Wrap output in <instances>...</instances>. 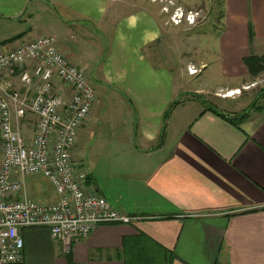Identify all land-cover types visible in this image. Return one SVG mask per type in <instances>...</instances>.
I'll use <instances>...</instances> for the list:
<instances>
[{"label": "crops", "instance_id": "obj_1", "mask_svg": "<svg viewBox=\"0 0 264 264\" xmlns=\"http://www.w3.org/2000/svg\"><path fill=\"white\" fill-rule=\"evenodd\" d=\"M37 4L45 23L0 44L22 35L20 40L53 34L72 62L89 67L96 104L78 130L73 157L88 175L89 192L144 220L100 225L73 243L69 253L48 230L25 229L23 264H125V249H137L145 240L165 249L170 264H264V109L253 111L238 128L201 101L183 99L190 90L178 87L160 58L163 18L152 2L151 8L129 10L115 0H0V22L32 21ZM225 15L220 36L226 40L227 73L222 66V74L248 82L242 50L250 45V35L242 22L252 24L254 41L264 45V0H226ZM230 48L242 53L234 63L225 56ZM8 77L14 90H23L18 71ZM177 102L165 125L166 112ZM115 105L125 124L119 123L118 134L97 139L96 131L107 122L105 110ZM223 106L216 107L230 115L246 110ZM34 130L29 116L23 134L30 139ZM89 138L98 159L86 168ZM80 147L81 159L76 157ZM27 192L42 203L58 200L42 177L28 178Z\"/></svg>", "mask_w": 264, "mask_h": 264}, {"label": "built area", "instance_id": "obj_2", "mask_svg": "<svg viewBox=\"0 0 264 264\" xmlns=\"http://www.w3.org/2000/svg\"><path fill=\"white\" fill-rule=\"evenodd\" d=\"M16 71L22 91L8 77ZM89 77V67L72 62L53 34L19 39L13 47L0 44V264H23L25 229L48 230L69 253L100 225L144 220L89 192L88 175L73 157L78 130L96 104ZM29 116L35 119L30 139L23 134ZM30 177L50 181L58 200L30 199Z\"/></svg>", "mask_w": 264, "mask_h": 264}, {"label": "rangeland", "instance_id": "obj_3", "mask_svg": "<svg viewBox=\"0 0 264 264\" xmlns=\"http://www.w3.org/2000/svg\"><path fill=\"white\" fill-rule=\"evenodd\" d=\"M151 2L153 3L154 11L161 13L163 18V36L158 46L160 58L164 57L161 59L163 60L162 62L169 66L177 77L176 83L178 87L185 88L187 91L190 90L183 94V99L200 101V99L194 97V95H198L203 96L207 102L220 108L228 104L230 107L240 106L242 108L246 107V110H248L255 101L258 91L264 87V73L257 79H253L250 76L248 82H245V79L240 77L234 79L231 76L222 74V66L225 68L224 72H226L225 64L223 65L222 62L223 46H225L226 40L225 36L221 37L220 35L223 32L221 31V26L226 21V0H115L118 6L129 10L142 7L151 8ZM45 17L41 4H37V14L32 21L20 23L8 19L4 20L0 22V39L16 36L22 31L29 30L32 26H37L38 29L45 23ZM242 24H244L245 29L251 26L250 23L248 24L244 21ZM249 39L250 45L243 49L242 52H246V56L251 53L263 54L264 45L257 43L250 36ZM226 52V58L232 63L236 62L242 54L241 51L233 48ZM232 66L235 65L232 64ZM243 81L245 83L239 89L216 93L219 88H226ZM92 86L97 89L94 83H92ZM232 93L238 94L230 96ZM200 103L204 104L203 102ZM246 104L248 106H245ZM259 104L261 105V101ZM107 109L104 112L107 122L96 131L97 139H102V137L109 138L114 134H118L120 132L119 123L121 124L122 121L125 124L126 119H122V113L118 117L117 105L108 106ZM93 144V138H89L85 143L83 153L85 155V167L92 166V164L96 166L97 164L95 161L98 158L94 152V147H92ZM98 144L99 140L96 143L95 151L98 149ZM80 149L81 147L76 156L79 159H81Z\"/></svg>", "mask_w": 264, "mask_h": 264}, {"label": "trees", "instance_id": "obj_4", "mask_svg": "<svg viewBox=\"0 0 264 264\" xmlns=\"http://www.w3.org/2000/svg\"><path fill=\"white\" fill-rule=\"evenodd\" d=\"M249 33H250V38L254 40V30L252 24L251 26H249ZM21 37L22 36L15 37L10 41L5 42L4 44H7L9 42L10 43L14 42L20 39ZM242 63L245 66V68L248 70L250 76L253 79H257L260 75L264 73V53L263 54L251 53L242 58ZM194 97L196 99H200V101L203 102L209 110L213 111L218 116L226 119L227 121H229L231 124L235 125L238 128L241 127V124L244 120L249 118V116L253 111H260L264 109V87H262L258 91L257 97L255 101L251 104L249 109L237 115L222 113L220 110L217 109V107L214 104L207 102V100L203 96L194 95ZM260 101H261V105L259 104ZM177 105L178 102L174 103L173 105L170 106V108L166 112L164 118L165 125L170 114ZM125 252H126L125 264H170V259L167 255V251L149 240H145L142 243H139L137 249H125Z\"/></svg>", "mask_w": 264, "mask_h": 264}, {"label": "bare ground", "instance_id": "obj_5", "mask_svg": "<svg viewBox=\"0 0 264 264\" xmlns=\"http://www.w3.org/2000/svg\"><path fill=\"white\" fill-rule=\"evenodd\" d=\"M235 94H238V93H232V94H230V96L235 95Z\"/></svg>", "mask_w": 264, "mask_h": 264}]
</instances>
